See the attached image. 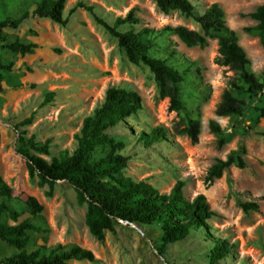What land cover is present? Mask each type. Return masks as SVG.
Wrapping results in <instances>:
<instances>
[{"label": "rangeland", "instance_id": "obj_1", "mask_svg": "<svg viewBox=\"0 0 264 264\" xmlns=\"http://www.w3.org/2000/svg\"><path fill=\"white\" fill-rule=\"evenodd\" d=\"M39 0H0V20L16 19L32 11ZM198 13L217 4L224 13L226 25L233 30L239 45L251 62V70L264 72V48L257 33L248 31L257 23L250 17L264 0H188ZM77 2L92 7V12L77 8ZM129 11L140 20L133 28L161 29L165 26H184L203 31L192 19L178 11L164 14L151 0H65V25L48 19L32 18L17 29L1 31L7 43H33L31 54H15L0 48V61L11 66L2 71L0 94V186L13 190V198L0 202L17 213L16 220L4 214L2 222L13 226L28 222L39 232H28L26 252L44 247L43 253L61 246H79L93 252L96 263L86 261L73 264H211L208 253L211 243L199 234L166 247L159 255L158 231L139 228L126 223L116 226L113 233L105 232L104 240L97 241L85 225L86 205L66 182H56L51 194L49 187L38 186V179L30 180L26 160L18 153V133L35 142L49 141V155L31 154L50 160L59 152L73 151L75 135L82 121L91 114L112 86L136 91L142 100L141 109L125 124L107 131L123 143L122 154L128 158L124 176L144 181L159 193L168 194L177 181L184 183L182 193L191 200L198 194L205 196L215 217L210 220L214 237L233 245L228 257L217 264H264V102L255 100L242 107V116L215 115L217 104L233 72L215 64L217 38H207L204 48L186 47L176 36L169 38L177 52L194 62L200 79L182 85L181 100L198 115L200 133L192 142L177 135L174 127L181 124L180 116L169 110L167 98H161L154 75L143 64L130 62L118 42L94 16L112 26L118 17ZM129 26L119 28L120 32ZM30 119V122H26ZM213 120L222 130L221 140L210 132ZM162 126L168 130L163 142L145 147L140 132ZM243 148L244 168L232 164L213 182L205 180L207 171L217 160H225L232 151ZM32 196L43 206L32 216L22 197ZM255 202L256 212L244 213L238 202ZM19 251L0 241V261Z\"/></svg>", "mask_w": 264, "mask_h": 264}, {"label": "trees", "instance_id": "obj_2", "mask_svg": "<svg viewBox=\"0 0 264 264\" xmlns=\"http://www.w3.org/2000/svg\"><path fill=\"white\" fill-rule=\"evenodd\" d=\"M151 1L164 14L178 11L184 17L192 19L203 33L184 26H165L157 30L144 27L135 31L133 27L140 20L133 11L116 18L112 26L99 17L94 16V20L117 40L118 46L130 62L149 68L154 75L160 97L167 98L169 110L180 116L181 124L174 127L177 135L186 136L192 142L198 140V115L188 109L180 94L183 84L191 85L195 82L194 79L200 77L195 63L176 51L175 43L169 38L171 35L176 36L188 48H204L207 38H217L215 64L227 68L233 72V76L228 80L216 106V116L241 117L242 107L246 103L255 100L264 102V72L259 75L253 73L247 54L239 45L236 33L226 25L224 13L217 4H211L203 13H198L188 0ZM64 6L65 0H39L32 11H26L16 19L0 20V48L15 54H31L37 48L35 44L7 43L1 36V31L6 28L17 29L32 18L48 19L52 23L65 25L67 18L63 17ZM77 8L92 12V7L82 2H77L70 12ZM250 17L257 25L247 30L257 33L259 43L264 48V4L258 6ZM123 26H129L130 29L120 32L119 28ZM4 70L11 71V66L0 61V72ZM3 91L0 75V94ZM141 106L142 100L136 91L109 87L103 101L83 119L74 137L76 144L73 151L63 150L50 160L30 153L33 151L49 155V141L35 142L32 137L26 139L23 132L18 133V153L26 160L29 178L32 181L37 178L39 187L47 185L48 196L56 182L70 185L78 202L86 205L85 225L88 232L99 242L104 240L105 232L113 233L116 226L123 223L139 228L153 227L158 231L157 251L161 256L167 246L182 242L192 234H199L205 242L211 243L209 262L217 264L228 257L233 245L214 237L209 222L215 217V213L204 195L198 194L191 200L187 199L182 193V181H177L168 194L159 193L146 182L134 181L122 173L128 161L121 152L123 143L110 137L107 131L125 124ZM260 116L264 117L263 109H260ZM26 122H30V119ZM208 128L219 137L218 142L221 144V128L213 120L209 121ZM167 133V129L158 126L149 132H140L138 139L145 147H149L166 140ZM243 153V148H240L230 152L225 160H217L207 171L206 182L211 183L220 178L232 164L240 169L244 168L241 158ZM0 197L11 200L13 190L2 184ZM22 202L32 216H37L43 210V206L32 196L22 197ZM237 202L244 213L258 210L255 202ZM4 214L14 221L18 216L7 204L0 202V241L19 252L2 259L0 264H73L98 261L92 251L79 246L67 249L57 246L48 253L41 251L44 247L26 252L28 232H39L40 229L25 221L13 226L6 225L2 222Z\"/></svg>", "mask_w": 264, "mask_h": 264}, {"label": "built area", "instance_id": "obj_3", "mask_svg": "<svg viewBox=\"0 0 264 264\" xmlns=\"http://www.w3.org/2000/svg\"><path fill=\"white\" fill-rule=\"evenodd\" d=\"M130 225L134 227V225H132V224H130Z\"/></svg>", "mask_w": 264, "mask_h": 264}]
</instances>
